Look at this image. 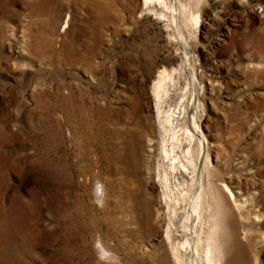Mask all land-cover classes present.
I'll use <instances>...</instances> for the list:
<instances>
[{"label":"rangeland","instance_id":"rangeland-1","mask_svg":"<svg viewBox=\"0 0 264 264\" xmlns=\"http://www.w3.org/2000/svg\"><path fill=\"white\" fill-rule=\"evenodd\" d=\"M171 1L175 22L144 0H0V264L170 260L159 67L176 70L165 110L189 96V78L201 90L200 254L210 244L215 264H264V0ZM109 127L128 132L110 140ZM135 129L137 172L124 145ZM115 142L127 161L108 176L103 152Z\"/></svg>","mask_w":264,"mask_h":264},{"label":"bare ground","instance_id":"bare-ground-1","mask_svg":"<svg viewBox=\"0 0 264 264\" xmlns=\"http://www.w3.org/2000/svg\"><path fill=\"white\" fill-rule=\"evenodd\" d=\"M172 3L171 0H144V5L158 4L161 7L160 15L164 18L170 15L172 21L175 22L177 10L179 9L177 5ZM194 72L192 70V74ZM175 73L176 70L173 68L170 70L167 67H159L151 84V93L156 103L158 125L162 131L161 154L156 173L161 184L162 198L166 209L167 224L164 239L170 251V260L168 261L166 256H162L161 262L162 264H169L170 261L172 264H215L213 249L210 244L207 247L204 246L206 249L202 255L200 254L199 246L203 240L201 235L197 233V227L202 222L203 215L204 177L210 164L208 141L206 138L203 139L198 131L200 129L198 115L201 90H198V85L194 84L189 78L187 84L189 96L186 98V93L181 96L182 98L180 97V103L175 108L178 111L175 112V109L171 110V108L165 110L164 106L169 99H172L170 88L177 85ZM193 78L196 79L194 76ZM176 113H178L177 116ZM177 118L182 119L183 122L180 130L183 131L182 134L175 131L174 122ZM135 130L131 133V139L125 141L124 145L130 147L131 155L128 156L136 157L135 160L133 158L132 160L135 162V172H137L140 164L138 153L142 144V136L138 129ZM106 132L108 138L112 140L120 138L128 130L114 131L109 127L106 128ZM183 136H186L185 139H183ZM184 142H187L185 148L183 146ZM117 147L116 142L111 143L106 146L103 152V158L107 164L105 172L108 176H110L113 166L127 161L126 150L123 148L118 150ZM177 173L187 174L189 180H185L175 187L176 184L173 183V178ZM222 189L229 200L237 204V198L230 186L223 183ZM99 190L101 201H103L105 197L104 190L102 189V191L100 188ZM146 214L149 218L150 212L148 211ZM177 233L183 236L182 242L177 241Z\"/></svg>","mask_w":264,"mask_h":264}]
</instances>
